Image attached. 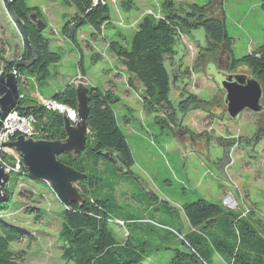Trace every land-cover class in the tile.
Returning <instances> with one entry per match:
<instances>
[{"label":"rangeland","instance_id":"1","mask_svg":"<svg viewBox=\"0 0 264 264\" xmlns=\"http://www.w3.org/2000/svg\"><path fill=\"white\" fill-rule=\"evenodd\" d=\"M127 1L106 0L109 22L100 31L88 25L80 26L75 42H72L62 32L64 23L75 13L72 6L65 5L63 0H26L28 7L38 8L43 16L46 26L42 34L49 40V50L59 52L61 59L48 66L47 76L42 79L30 70H24L18 91L37 102L49 99L81 73L79 68L88 88L113 91L118 101L112 104V108L129 144L133 163L125 168V173H121L116 171L112 161L103 162L94 170L104 171L100 173L101 180L96 186H89L85 181H79L75 186L82 199H89L93 194L98 199L114 203L109 230L120 243L129 236V243L141 245L147 255L143 264H170L172 249H181L180 236L190 231L181 207L197 199L220 204L221 198L230 194L238 205L235 211L247 218L255 231L264 236V107L259 113H240L231 120L234 123L210 122L206 119L210 110L187 112L183 124L192 133L187 134L189 139L197 127L213 129L209 132L208 147L201 142L204 151L192 147L189 141L177 134L176 126L171 125L166 112L148 111L143 106L135 89L127 85L128 74L109 48L110 42H119L129 48L143 15H163V0H132L128 5L125 4ZM172 1L178 7L194 3L201 5L208 0ZM221 9L226 31L232 39L230 53L234 57H240L262 44L264 11L260 0H222ZM192 32L193 39L204 45L203 30L199 28ZM181 40L188 50L187 56L179 62L185 69L190 66L196 49L189 36L183 35ZM22 45L21 31L8 14L4 0H0V47L5 51L4 58L18 62ZM177 58H167V67L177 66ZM180 66L179 76L183 75ZM241 70L244 69L238 71ZM189 78L187 91L200 99H212L222 90L220 71L212 61L206 62ZM179 87V79L175 78L172 93L178 94L176 89ZM175 113L183 118L180 110ZM236 127L248 137L246 142L249 144L237 142L230 147L228 162L217 138L236 135L233 133ZM256 132L260 137L256 135L253 138ZM68 155L76 156L74 152ZM13 179L14 174L7 179L11 194L6 203L7 213L0 212V219L31 234V239L11 244L14 252H24L19 264H66L60 258L58 239L65 207L45 182L33 183L25 178L14 185ZM28 209L33 215L27 213ZM35 214H39L37 221L34 220ZM146 219L170 226L172 233L146 223ZM215 264L224 263L215 256Z\"/></svg>","mask_w":264,"mask_h":264},{"label":"trees","instance_id":"2","mask_svg":"<svg viewBox=\"0 0 264 264\" xmlns=\"http://www.w3.org/2000/svg\"><path fill=\"white\" fill-rule=\"evenodd\" d=\"M131 1L128 0L125 4L128 5ZM260 1L261 9L264 11V0ZM4 2L6 4L7 0ZM212 2L213 0H208L201 5L194 3L177 7L174 1L163 0L161 2L163 15L159 17H154L152 14L143 15L137 23L129 48L119 42L109 43V48L128 74L127 85L135 89L143 106L148 111L166 112L171 123H176L177 119L173 116L175 112L171 102L174 100L169 99V75L164 59L174 56L177 51L178 56H182L179 62L187 56L188 50L181 40L183 35L189 36L195 43V49L199 51L195 55L192 69L187 67L185 71L181 70L183 76L188 79L192 70L200 68L201 51H208L207 56H209L210 52L215 55L220 49H226L229 54L228 66L246 68V71L260 84L264 96V28L261 45L240 57H234L230 53L229 46L232 39L226 31L224 16L211 15L208 11ZM63 3L72 6L75 10L74 15L62 28L63 35L72 42H75V35L80 26L88 25L100 31L109 22L107 2L93 5L92 0H63ZM11 7L25 24L30 42V47L23 43L18 62L30 61L35 56V52L38 54L32 65L17 68V83L20 82L24 70H30L38 79L45 78L48 66L59 62L61 54L49 50V40L42 34L46 26L43 16L38 8L28 7L26 0H14ZM31 11L36 12L43 21V29H37L28 21L27 15ZM199 28L203 30L206 49L193 39L192 31ZM4 54V49L0 47V72H9L15 62L6 60ZM79 70L82 71L81 68ZM182 92L183 98L178 99L180 110L182 106L192 110H206L212 104L221 102L220 91L209 100L200 99L196 94L188 92L187 85ZM88 97L86 147L76 156L61 154L57 159L81 173H86V178L82 181L89 186H96L101 180L100 173L104 171L94 170L103 162H109L101 154L102 151L118 154L124 160L126 168L132 165L133 159L127 139L117 124L112 108V104L118 101L113 91L90 87ZM173 97L177 98L178 94ZM49 99L74 109L77 107L72 83L54 92ZM13 110L21 115L33 116L34 138L49 141L65 139L62 115L58 112L45 109L40 102L26 98L20 92ZM21 168L26 174L22 179H28L22 161ZM13 180L15 185L19 179L14 176ZM7 183L3 185L7 200L0 201V212H4L3 214L7 213L6 203L11 194ZM21 194L24 196L23 193ZM91 195L89 199L83 198L80 204H72L68 209L63 210L64 219L58 234L61 260L66 264H143L147 255L141 245L134 246L129 243V236L124 243H120L109 230V223L113 221L114 203ZM181 209L190 231L180 236L182 248L172 249L170 264H215V256L224 264H264V236L259 235L251 222L241 217L235 210L227 209L221 203H209L204 199L185 203ZM29 211L28 209L27 213L32 214ZM36 211L40 213V210ZM38 217L39 214H35L34 220L37 221ZM145 222L172 233L170 226L156 223L152 219H146ZM29 239L31 234L27 230L0 219V264L22 262L24 252H14L11 244Z\"/></svg>","mask_w":264,"mask_h":264},{"label":"water","instance_id":"3","mask_svg":"<svg viewBox=\"0 0 264 264\" xmlns=\"http://www.w3.org/2000/svg\"><path fill=\"white\" fill-rule=\"evenodd\" d=\"M14 0H7L6 9L10 15L12 21L18 26L21 31L23 43L30 47L26 26L23 21L14 13L11 4ZM222 0H213L212 4L208 8L211 15L223 16L222 12ZM28 21L32 23L37 29H43L44 23L38 17L36 12H29L27 15ZM180 49V48H179ZM177 50V47L175 48ZM38 57L37 52L32 60L27 62H16L11 71L0 72V124L8 113L14 109L16 101L19 97L18 83L16 79V70L19 66L28 67L32 65ZM178 57L177 66H173L172 69L168 68L165 61L167 58ZM182 56H178V51L174 56L166 57L164 59V65L169 75V99L172 97V85L175 78L179 79L178 97L174 98L175 102H171L174 107V112H178V99L183 98V88L188 85L187 78L183 75L179 76V60ZM221 75V88L224 90L223 101L226 105V113L230 120H235L237 116L243 111H249L252 113H258L262 110L260 101L262 98V88L260 84L255 80L251 74L234 73L226 74L220 71ZM76 101H77V120L73 124L64 115L63 131L65 133V139L60 141H49L36 138H24L22 135L17 136L13 141H10L4 145L14 148L20 155L22 162L27 171V177L34 181L47 182L52 192L58 199V201L68 209L72 204H80L83 199L77 190L75 184L86 178L85 173H81L65 164L60 162L57 157L60 154H69L74 152L76 155L81 153L86 147L87 138V116H88V91L89 88L83 83L79 82L74 86ZM181 113V112H180ZM183 115V114H182ZM177 119L176 132L179 136H187L183 134L179 125L182 118ZM101 154L105 156L109 161H112L116 167L122 173H125L126 166L124 160L116 153L110 151H102ZM8 174L4 171V168L0 166V201H6L7 196L3 192V185L7 182Z\"/></svg>","mask_w":264,"mask_h":264},{"label":"built area","instance_id":"4","mask_svg":"<svg viewBox=\"0 0 264 264\" xmlns=\"http://www.w3.org/2000/svg\"><path fill=\"white\" fill-rule=\"evenodd\" d=\"M105 2L106 0H92L93 5ZM84 79V75L79 73L72 82L70 81V83L77 85L81 82L86 85ZM40 103L45 109L56 111L59 114L64 115L72 123H75L77 120V111L72 107L53 99L42 100ZM34 122L35 120L33 116L21 115L18 112L11 110L0 124V166L4 168V171L8 174V178L11 174H14L18 179H22L26 174L21 168L22 159L19 153L14 148L8 147L4 144L13 141L19 135H22L24 138H34ZM220 203L222 206L230 210H235L238 207L235 198L230 194L222 197Z\"/></svg>","mask_w":264,"mask_h":264},{"label":"flooded vegetation","instance_id":"5","mask_svg":"<svg viewBox=\"0 0 264 264\" xmlns=\"http://www.w3.org/2000/svg\"><path fill=\"white\" fill-rule=\"evenodd\" d=\"M192 45H194V47H195V43L192 44ZM200 46L203 47L204 49L207 48V45H205V44L204 45H200ZM197 51L198 50H196V53H197ZM207 54H208V51H204V52L201 51V59H200V62H199L200 68H202L205 65L206 62L212 61V62H214L216 64V66L218 67L219 71H222V72H224L226 74H234V73L249 74V72L246 71V68H244V67L230 68L228 66L229 54L227 53L226 49H224V50L220 49L218 54H215V55L211 54V52L209 53V56H207ZM195 57L196 56H194V58H193V60L191 62V65H190L191 68H190V66H188L190 70L193 67V62H194ZM200 68L197 67V69H195V70L197 71ZM240 68L244 69V70L238 71ZM182 70L185 71L186 69H182ZM195 70L191 71V75H193V74L195 75V73H196ZM219 91H220L219 95H220L221 102H217L215 104H212L211 106L207 107L206 110H202V111L208 112V110H210V112L206 115V119H209L210 122H213L214 120H219V121H225V122H228V123H234V122H231L229 116L226 113V105H225V103L223 101V94L225 92H224L223 89L219 90ZM221 91H223V93ZM173 94H174V92H173ZM174 96H177V94L176 95L174 94ZM262 97H263V99L260 101V105L262 106V109H263V107H264V96H263V94H262ZM191 110L192 109H189L188 107H185V106H182L181 110H180L181 113L183 114L182 115V117H183L182 118V123H181L180 127L185 131V132H183V134H185V135L190 134L191 132L189 131L187 126L183 124V120H184L185 114L187 112L191 111ZM193 110H199V109H193ZM243 112L252 113V112H249V111H243ZM173 116H175V114ZM167 117H169V116H167ZM255 122H256V120H255ZM237 124H233V125H237ZM171 125L175 126V123L173 122V123H171ZM210 131H213V129L209 130V129L205 128V127L199 129L197 127L196 133L193 134L194 136L192 135L190 139L188 138V136H184V140L189 141L191 143L192 147H195V148H198V149L200 148L202 151H204L203 146L201 145V142H205L206 147H208L209 132ZM233 133H236V135H234V136L231 135V136L226 137V138H221V137L217 138V140H219V142H220V145L223 146V148H224L225 160H227L228 162H229L228 150H229L230 147L235 146L237 142L238 143L243 142L244 144H246V146L249 144L248 142H246V139L248 137L246 135H242L241 131H239L237 127L234 129ZM256 135H257V132L254 133L253 138L256 137ZM203 136H205V137L203 138ZM257 136L260 137V134L257 135ZM114 168L117 169V171L121 172L118 167L115 166Z\"/></svg>","mask_w":264,"mask_h":264},{"label":"crops","instance_id":"6","mask_svg":"<svg viewBox=\"0 0 264 264\" xmlns=\"http://www.w3.org/2000/svg\"><path fill=\"white\" fill-rule=\"evenodd\" d=\"M82 74H83V72L82 71H80ZM181 123H182V121H181ZM179 128H181L180 126H179ZM182 129V128H181ZM183 130V129H182ZM184 131V130H183Z\"/></svg>","mask_w":264,"mask_h":264},{"label":"bare ground","instance_id":"7","mask_svg":"<svg viewBox=\"0 0 264 264\" xmlns=\"http://www.w3.org/2000/svg\"><path fill=\"white\" fill-rule=\"evenodd\" d=\"M81 186V185H80ZM11 190V189H10Z\"/></svg>","mask_w":264,"mask_h":264}]
</instances>
